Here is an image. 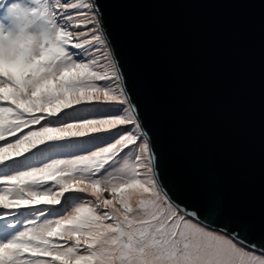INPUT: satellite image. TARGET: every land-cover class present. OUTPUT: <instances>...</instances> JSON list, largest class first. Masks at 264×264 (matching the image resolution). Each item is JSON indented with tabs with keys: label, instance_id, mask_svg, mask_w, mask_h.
<instances>
[{
	"label": "snow or ice",
	"instance_id": "obj_1",
	"mask_svg": "<svg viewBox=\"0 0 264 264\" xmlns=\"http://www.w3.org/2000/svg\"><path fill=\"white\" fill-rule=\"evenodd\" d=\"M99 0H0V264H264L175 203Z\"/></svg>",
	"mask_w": 264,
	"mask_h": 264
},
{
	"label": "water",
	"instance_id": "obj_2",
	"mask_svg": "<svg viewBox=\"0 0 264 264\" xmlns=\"http://www.w3.org/2000/svg\"><path fill=\"white\" fill-rule=\"evenodd\" d=\"M172 200L264 236V0H99Z\"/></svg>",
	"mask_w": 264,
	"mask_h": 264
}]
</instances>
